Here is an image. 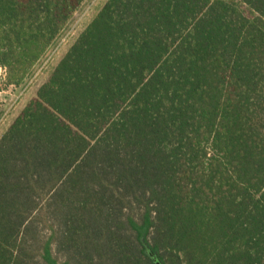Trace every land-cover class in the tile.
Returning <instances> with one entry per match:
<instances>
[{"label": "trees", "instance_id": "trees-1", "mask_svg": "<svg viewBox=\"0 0 264 264\" xmlns=\"http://www.w3.org/2000/svg\"><path fill=\"white\" fill-rule=\"evenodd\" d=\"M85 1L0 0L7 86ZM158 263L264 264V0H108L0 138V264Z\"/></svg>", "mask_w": 264, "mask_h": 264}, {"label": "rangeland", "instance_id": "rangeland-1", "mask_svg": "<svg viewBox=\"0 0 264 264\" xmlns=\"http://www.w3.org/2000/svg\"><path fill=\"white\" fill-rule=\"evenodd\" d=\"M108 0H86L75 14L72 22L63 32L58 42L48 51L36 67L33 75L21 87L5 84L6 73L0 77V138L20 116L25 107L32 102L39 88L45 84L57 65L73 46L80 34L94 20ZM248 14V9L242 7Z\"/></svg>", "mask_w": 264, "mask_h": 264}, {"label": "built area", "instance_id": "built-area-1", "mask_svg": "<svg viewBox=\"0 0 264 264\" xmlns=\"http://www.w3.org/2000/svg\"><path fill=\"white\" fill-rule=\"evenodd\" d=\"M2 73H6V70H4V69H2V68H0V77L2 76Z\"/></svg>", "mask_w": 264, "mask_h": 264}, {"label": "water", "instance_id": "water-1", "mask_svg": "<svg viewBox=\"0 0 264 264\" xmlns=\"http://www.w3.org/2000/svg\"><path fill=\"white\" fill-rule=\"evenodd\" d=\"M159 264V263H158Z\"/></svg>", "mask_w": 264, "mask_h": 264}]
</instances>
